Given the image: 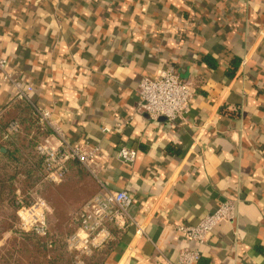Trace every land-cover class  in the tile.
Here are the masks:
<instances>
[{"label": "crops", "instance_id": "crops-1", "mask_svg": "<svg viewBox=\"0 0 264 264\" xmlns=\"http://www.w3.org/2000/svg\"><path fill=\"white\" fill-rule=\"evenodd\" d=\"M0 57L69 142L102 149L95 176L73 162L43 188L49 228L75 230L102 186L126 190L143 232L111 228L103 264H166L187 245L176 226L233 200L235 219L213 229L196 264H264V0H0ZM167 66L196 85L188 115H135L140 80ZM14 101L0 82V124L21 114ZM120 146L136 150L131 166L115 158ZM15 235L1 233L0 264Z\"/></svg>", "mask_w": 264, "mask_h": 264}, {"label": "built area", "instance_id": "built-area-1", "mask_svg": "<svg viewBox=\"0 0 264 264\" xmlns=\"http://www.w3.org/2000/svg\"><path fill=\"white\" fill-rule=\"evenodd\" d=\"M0 82L9 85L13 100L27 102L36 116V123L47 128L49 133L42 135L35 145L36 153L42 158L44 176L42 181L57 184L64 180L73 162L83 166L90 174H96V158L102 149L99 145L89 143L73 144L69 142L62 130L58 118L48 108L38 107L33 103L34 89L23 83L21 78L10 70L9 61L0 57ZM137 104L135 115H146L151 120L164 118L174 122L177 118L184 119L191 110L196 90L188 80H183L172 67H165L155 74L143 77L136 89ZM20 129L13 121L6 128L5 137ZM101 132H111L108 127ZM115 158L127 166L136 159V150L120 146ZM30 193V192H29ZM29 201L23 202L22 197L15 202L18 218V230L31 233L37 237H46L49 231V207L39 195L30 193ZM132 197L126 190H109L102 186L94 196L82 204L77 213V228L66 238L68 248L81 254H90L112 239L109 225L118 228L135 225L138 232L143 229L130 215L129 208ZM236 217V205L233 200H225L217 208L204 215L195 224H181L175 230L187 240V245L180 249L174 262L166 264H196L200 258V247L208 242L213 229L228 223ZM190 244L193 245L190 247Z\"/></svg>", "mask_w": 264, "mask_h": 264}, {"label": "trees", "instance_id": "trees-1", "mask_svg": "<svg viewBox=\"0 0 264 264\" xmlns=\"http://www.w3.org/2000/svg\"><path fill=\"white\" fill-rule=\"evenodd\" d=\"M193 86L196 90V85L193 84ZM14 103L21 106V114L11 122L15 121L20 129L9 134L8 137H5L6 128L10 122L7 124H0V209H11V213L15 215L17 209L15 202L18 198H29L30 193L41 195L43 188L48 185L46 182L42 181L44 176V164L42 158L35 151V145L42 135L49 133V130L47 128H41L36 123L35 113L27 102L15 100ZM22 134L29 138L26 145L20 143ZM18 142L20 143L19 147H17ZM1 148H4L5 152H1ZM21 149L23 152H21ZM20 175L24 177L23 181L25 185L23 186V193L17 192L12 186L16 177ZM23 202L27 203L24 199ZM0 221H4V218H1ZM75 222L77 224V220H75ZM13 226V224L10 225L8 229L13 228V231H15V227ZM109 228L111 235V228L118 229V227L114 226L112 223H110ZM70 234H64L54 225L52 228H49L46 237H37L31 233H19L15 236H20L27 240L29 238H35L38 246L43 251V260L36 261L38 262L37 264H59L56 262V260L59 259L56 257L52 258L48 253L57 249L60 259L62 258L61 253H75V250L68 248L66 244V238ZM112 239L92 250L87 257L86 264H103L105 253L102 251L104 248H111ZM22 240L23 242L27 241H24V239ZM16 261L19 260H14L12 263L15 264Z\"/></svg>", "mask_w": 264, "mask_h": 264}, {"label": "rangeland", "instance_id": "rangeland-1", "mask_svg": "<svg viewBox=\"0 0 264 264\" xmlns=\"http://www.w3.org/2000/svg\"><path fill=\"white\" fill-rule=\"evenodd\" d=\"M20 176L16 177L12 186L16 190L18 188L19 192L23 193V186L25 184L24 181L21 180ZM48 194L49 193H47V195ZM23 199L25 202H28L30 198L24 197ZM7 210L8 209L4 208L0 209V220L1 218H4V221H0V235L1 233H4L6 230H8L9 226L12 224L14 225L13 227H15V233H21V231L18 230V218L16 215V211L14 215V213H11V209L8 210V213ZM57 225H55V227L64 234H70L71 231H75L70 225H64L61 221H58ZM0 239L2 238L0 237ZM22 239H24V241L27 240L20 236L3 238L2 244L3 246H5V250L7 249V252L4 254V256H2L3 260H1V262H5L6 264V262L10 263V261L19 260L21 264H37L38 262L36 261L43 260V251L38 246V243L35 238H29L26 242H23ZM48 255H51L52 258H58L59 260H56V262H58L59 264H86V261L88 259L87 257L89 254H81L77 251H75V253L73 252L69 254L61 253L62 258L60 259L59 251L56 249L50 251Z\"/></svg>", "mask_w": 264, "mask_h": 264}]
</instances>
